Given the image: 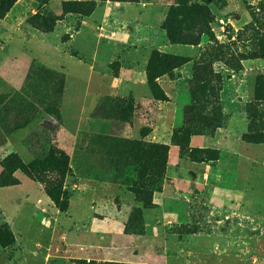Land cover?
<instances>
[{
	"label": "rangeland",
	"instance_id": "rangeland-1",
	"mask_svg": "<svg viewBox=\"0 0 264 264\" xmlns=\"http://www.w3.org/2000/svg\"><path fill=\"white\" fill-rule=\"evenodd\" d=\"M194 3L0 19V264H264V0L205 4L200 42L172 44L168 11Z\"/></svg>",
	"mask_w": 264,
	"mask_h": 264
},
{
	"label": "trees",
	"instance_id": "trees-1",
	"mask_svg": "<svg viewBox=\"0 0 264 264\" xmlns=\"http://www.w3.org/2000/svg\"><path fill=\"white\" fill-rule=\"evenodd\" d=\"M17 0H0V19H2L10 7ZM41 1V0H40ZM127 1V0H126ZM136 1V0H131ZM205 4H209L214 0H201ZM84 2H67L63 4V10L65 12H69L72 9V6L81 7L85 5ZM205 4L194 3L191 5L188 4H180L176 9H171L168 11L164 23L162 24V28L166 31V35L169 41L172 44L182 43L187 45H196L200 42L201 35L205 33V29L207 27V23L211 19L210 10L207 8ZM89 6H91L87 11L84 12L86 15H90L95 7V3L90 2ZM38 18H32V23L38 29H42L45 32L51 30V28L47 24V20L41 18V22L37 20ZM198 29L197 34H193V31ZM183 30L188 31V34H185ZM180 57H175L174 59L177 61ZM165 61V56L157 51H153L152 56L147 64V74L148 80L153 82L157 77L162 76L166 73L163 68ZM9 160H3L2 164H4V168L9 172V174H13L15 171V166L12 162H8ZM66 163V160L62 162V165ZM35 165H26L24 168L29 171V173L33 176L32 168ZM1 184V183H0ZM3 185L7 186L8 183H4ZM50 198L55 201L58 206H61V194L58 187L50 188L48 190Z\"/></svg>",
	"mask_w": 264,
	"mask_h": 264
}]
</instances>
